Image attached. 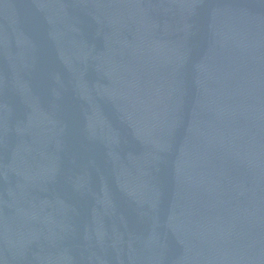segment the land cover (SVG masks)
I'll list each match as a JSON object with an SVG mask.
<instances>
[{
	"label": "water",
	"instance_id": "water-1",
	"mask_svg": "<svg viewBox=\"0 0 264 264\" xmlns=\"http://www.w3.org/2000/svg\"><path fill=\"white\" fill-rule=\"evenodd\" d=\"M0 264H264V0H0Z\"/></svg>",
	"mask_w": 264,
	"mask_h": 264
}]
</instances>
